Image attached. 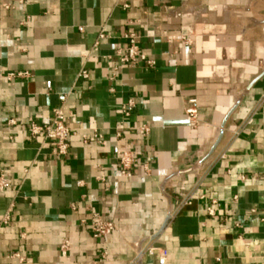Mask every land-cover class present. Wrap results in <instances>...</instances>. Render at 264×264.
Returning <instances> with one entry per match:
<instances>
[{"label": "crops", "instance_id": "0c3cea01", "mask_svg": "<svg viewBox=\"0 0 264 264\" xmlns=\"http://www.w3.org/2000/svg\"><path fill=\"white\" fill-rule=\"evenodd\" d=\"M130 30L154 67L121 64ZM263 92L264 0H0V264H157L137 260L147 246L165 264H264ZM58 107L65 156L29 133ZM92 210L111 234L82 223Z\"/></svg>", "mask_w": 264, "mask_h": 264}, {"label": "built area", "instance_id": "2783aa9c", "mask_svg": "<svg viewBox=\"0 0 264 264\" xmlns=\"http://www.w3.org/2000/svg\"><path fill=\"white\" fill-rule=\"evenodd\" d=\"M6 8H9L10 5H4ZM104 34H100V38H103ZM123 38L126 40L125 46L118 49L117 55L121 64L123 65H136L142 63L148 67H154L156 65V60L150 58L142 49L139 44V34L130 30L123 34ZM188 41V40H187ZM14 76L15 74H10ZM16 75H24V73L19 72ZM81 76L87 77L88 73L86 70L81 72ZM264 102V92L261 96L260 103ZM185 112L188 115V118L191 124H195L197 121L198 108L196 106V99H190L189 104L185 108ZM251 121V120H249ZM16 120L11 118L8 121L9 125H16ZM147 131V129L145 128ZM29 133L32 136L43 135L46 139L53 141L56 152L58 155L65 156L69 151V140L72 134L75 132L69 127L67 123V116L62 107L55 108L53 110L52 119L45 124H38L32 121L29 125ZM84 143H88L91 140V137L87 133H82L81 135ZM93 140L98 143L104 142V136L99 132L95 131L93 134ZM119 160V171L120 174L126 177H131L134 174L133 168L137 163V156L134 152L130 150H118L117 152ZM143 171L146 175H149L151 172V162L149 158H146L141 162ZM10 187V181L6 175L5 170L0 171V193L6 191ZM75 207V206H74ZM210 213H213V210H210ZM82 223L88 225L93 233V236L96 238H103L111 234L116 225L113 221L105 219L102 214L98 211H91V218L89 221L83 220ZM71 250V241L68 238L62 239L60 244V252L63 256L67 255ZM148 253L149 255L158 254V263L165 264L167 259V250L164 248H159L156 246H147L140 249V254L138 261L141 260L143 253ZM12 257H17L20 261H25L24 257H21L19 254H13Z\"/></svg>", "mask_w": 264, "mask_h": 264}, {"label": "rangeland", "instance_id": "374dc122", "mask_svg": "<svg viewBox=\"0 0 264 264\" xmlns=\"http://www.w3.org/2000/svg\"><path fill=\"white\" fill-rule=\"evenodd\" d=\"M6 8V7H5Z\"/></svg>", "mask_w": 264, "mask_h": 264}]
</instances>
